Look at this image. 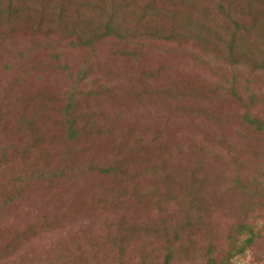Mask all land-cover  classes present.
Listing matches in <instances>:
<instances>
[{
	"label": "rangeland",
	"instance_id": "1",
	"mask_svg": "<svg viewBox=\"0 0 264 264\" xmlns=\"http://www.w3.org/2000/svg\"><path fill=\"white\" fill-rule=\"evenodd\" d=\"M115 3L117 22L129 34L100 39L101 12L113 11L111 0H0V242L84 195L100 198L81 215L30 237L16 253L0 250V264H52L56 257L67 259L74 239L99 245L102 235V248L76 254L81 264H142L145 256L147 263L162 264L166 239L155 232L181 224L176 202L148 210L153 197L137 193L140 188L120 199L88 165L105 167L114 156L107 150L98 160L103 148L116 142L118 154L126 155L129 142L137 141L136 159L156 167L155 177L163 176L168 157L185 175L188 167L203 170L199 150L213 186L227 196L222 205L214 201L211 219L184 229L174 248L193 244L204 264L212 258L217 264H264V206L259 238L230 256L234 244L246 239L234 236L243 200L264 201V135L242 117L248 109L264 121V69L258 68L264 0H158L142 23V0ZM232 16L248 26L237 37ZM95 29L92 45L79 44V34ZM245 43L253 56L231 59ZM69 114L77 120L73 140L67 137ZM91 138L97 148L85 154L82 145ZM160 144L162 150L152 151ZM186 203L194 207L199 200ZM209 246L211 253L202 254ZM192 257L187 264H194Z\"/></svg>",
	"mask_w": 264,
	"mask_h": 264
},
{
	"label": "trees",
	"instance_id": "2",
	"mask_svg": "<svg viewBox=\"0 0 264 264\" xmlns=\"http://www.w3.org/2000/svg\"><path fill=\"white\" fill-rule=\"evenodd\" d=\"M113 1L114 9L111 12L106 13L104 11L101 12V19H103L101 25L102 29H99V36L100 39L107 38L108 36H114L116 38H124L126 35H128L129 31H123V28H121L119 25L121 23L117 22L119 17V7L115 3L119 0H111ZM158 0H142L141 3V13H140V23L146 20L148 17L147 13L149 11H152L157 5ZM223 5V4H222ZM219 6L221 10H223V13L226 14L229 11H226L223 9V6ZM63 14V11L61 12ZM61 14V16H62ZM62 21V18L59 19ZM231 22L234 27H237L238 31L235 32L236 35H232V37H237V35H241L243 31L248 28V26L245 24V21L243 19H238L237 16L231 17ZM139 23V24H140ZM263 23V21H262ZM254 26V25H253ZM256 27V26H255ZM252 29V26L250 27ZM96 31L92 30L89 32H85L83 34L78 35L79 44L81 45H92L94 43V38L96 36ZM240 32V33H239ZM252 34V32H249ZM263 31H259V36L262 35ZM133 35V33H132ZM155 37H157L155 35ZM262 37V36H260ZM135 38V36H133ZM233 39V38H232ZM233 42V40H231ZM232 44V43H231ZM254 49H257L254 45H252ZM258 50V49H257ZM238 54L234 55L231 54L230 58L237 60L241 57L248 58L250 56H253V53L248 52L246 48V43L244 46L241 47V52L237 51ZM258 68L264 69V59L261 61V63L258 65ZM72 108V105L69 104L66 106L67 111L69 112ZM243 117V123L246 124L249 127H254L255 130L264 135V121L260 118L253 117L250 114V111L247 109V112L242 116ZM77 120L74 117H71L69 114V117H67L66 120V130H67V137L70 140H73L77 136V129H76ZM161 134L162 131H158V134ZM89 143H83L82 149L85 154H89L90 152H93L97 146L94 147V142L91 139H89ZM141 144V141H137L135 144H131L129 142V152L128 154L124 155L123 153L118 154V143L114 142L111 147L103 148L100 153L97 156V159L102 161L103 157L106 156L111 151L112 155L114 156V160L112 163L107 164V166L102 167L99 166V164L89 162L88 165L90 167V171L92 174H97L109 181L111 185H113V191H118L120 194V199L122 197V194L124 195V192L126 191H137L139 194H147V196L153 197L152 202L149 203L148 210H151L153 208H157L158 210L162 209H169L172 205V202H176L174 206H176V209L174 212L177 213V215L180 216L181 224L176 227H164L163 230H158L155 232V235L158 238L164 237L166 239V249L167 252L164 253V259L162 264H187L185 261V258L189 259L191 256L194 264H204V261L200 258V253H196L195 247L192 244V248L187 249L189 245L184 246V248L173 247V243L177 240H179V235L184 231V229H190L193 230L196 223H200V221H206L207 219H211L213 215H211V212H213V209L216 208L214 206V201L217 200L219 205H222V203L226 200V195L220 194V191L213 186V181L211 180L212 177H209L206 171V164L201 160V157L203 156L202 153L199 150H196L198 153L197 159L199 160V165L203 170H200L198 166L195 168H189L186 172L187 175L183 173V170L180 167H175L171 161V159L168 157L165 165L161 167L164 174L163 176H154V169L156 167H150L145 166L142 164L137 157L135 156L134 151H137V145ZM165 146V149L170 150L169 143H163ZM163 144H160L159 146L152 149V151L159 152L162 150ZM165 154V151L163 150L162 155ZM148 161H145V164H147ZM170 170H173L172 172H169ZM158 171L157 173H159ZM169 172V173H168ZM144 175L145 178L143 180H139V178ZM152 180V181H151ZM160 181V183H159ZM138 186H137V185ZM156 184H160L158 186V189L153 186ZM3 186V185H2ZM152 186V187H151ZM4 187V186H3ZM149 188H152L151 190ZM191 189V191H188ZM217 189V190H216ZM178 191V196H176V192ZM186 191L188 192L186 194ZM206 194V199L203 200V195ZM9 193L7 194V198L9 197ZM137 196V195H135ZM6 198V200H7ZM187 198H194V200L198 199L199 203L197 206L191 207V205L187 204ZM10 198H8L9 200ZM100 198L94 196L93 194L90 195L89 198L82 196L80 200H78L75 204L69 206L66 211L55 214L51 217H44V219L36 224L28 225L27 230L18 232L15 236L9 238L8 242H0V250L3 251L4 255L10 256L11 254L16 253L19 250V246L23 244L25 241L30 239V237L35 236L42 231L45 230H52L53 227L58 226L62 224V222L69 217L75 216V215H81L85 210L93 208V202L92 200H99ZM225 199V200H224ZM221 200V201H220ZM204 203L205 205L202 206L201 203ZM264 201H257V199L248 197L247 199L243 200L242 203V209H241V217L238 220V224L236 225L235 235L240 234L241 236H246V239L243 241V243L239 244L236 243L233 246V251H231V255H233V252L235 253H243L245 250H247L251 245H253L254 240L259 238V234L257 233V230L259 229V224L257 223L260 210H262V207L264 206ZM181 203H184L185 206H180ZM135 204V203H134ZM137 207L138 205L135 204ZM203 211L204 213L200 218L195 217L196 210ZM222 211V210H221ZM190 212L194 215V218H190ZM196 221V223H195ZM107 237L102 235L100 242H102L99 245H90L88 246L87 242L83 241V244H78L77 239L72 241V249L73 252L70 253L67 256V259H61L60 256L54 258L52 261V264H81L79 257L83 255V250L85 248H89L91 251L95 249V246L98 248H102L104 245V242H106ZM120 239V236L117 235L111 241L113 243H116ZM174 242L172 243V241ZM98 242V241H97ZM191 245V244H190ZM142 247V246H139ZM165 249V250H166ZM202 254H210L212 249L211 247H207L205 249L204 247L201 248ZM186 251V252H185ZM189 252V253H187ZM193 252V253H192ZM76 254L79 257H76ZM192 254V255H191ZM188 255V257H186ZM198 255V256H197ZM125 254L122 252V257H124ZM145 259L147 260V257L141 258V261ZM213 259V258H212ZM208 259L207 264H217L216 259L212 260ZM145 260L142 261V264H160L155 261H148L147 263ZM216 261V263H215ZM196 262V263H195ZM198 262V263H197ZM193 264V263H192Z\"/></svg>",
	"mask_w": 264,
	"mask_h": 264
}]
</instances>
